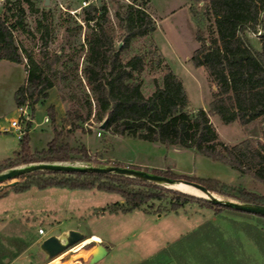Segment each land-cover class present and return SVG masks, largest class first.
Listing matches in <instances>:
<instances>
[{
    "label": "rangeland",
    "instance_id": "obj_1",
    "mask_svg": "<svg viewBox=\"0 0 264 264\" xmlns=\"http://www.w3.org/2000/svg\"><path fill=\"white\" fill-rule=\"evenodd\" d=\"M17 1L25 12L23 26L14 30V35L24 55L32 54L36 60H40L43 41L37 28L38 20L43 19L46 11H49L51 37L48 50L59 52L62 56L57 65L55 85L50 89L48 98L40 101L34 112L29 108L33 118L29 130L33 150L46 147L54 137L55 130H59L73 145L84 142L100 162L98 165L120 162L125 166L132 163L171 169L178 174L214 178L228 185L242 186L264 194V184L259 180L192 149L108 132L99 134V123L94 118L96 103L83 73L87 48L85 35L95 23L92 21L90 27L87 25L84 9H80L83 0H51L49 5H45L44 0ZM131 2L141 4L143 0H97L93 3L98 7L107 5V14L99 20L113 34L120 48L124 46V32L118 26L115 11L118 5ZM3 10L4 6L0 4V12ZM148 10L156 22V30L148 36L133 39L122 53L125 60L137 53L145 54V69L136 74V78L142 81L144 94L150 95L157 83L162 85L166 68L170 67L184 83L190 100L189 109L205 108L209 111L214 84L206 69L195 67L191 61L193 52L200 45L196 39L197 32L208 35L207 20L202 22V18H206V0H150ZM17 18L19 16L13 20ZM249 37L260 48L257 36L249 33ZM26 59L22 63L0 60V162L14 156L21 147L22 141L16 133L3 129L9 125L12 117L18 115L15 94L27 78ZM89 100L93 114L83 122L78 121L86 132L81 129L69 132L72 112L78 110L86 117ZM49 107L54 109L55 122L48 114ZM46 117L49 120L46 121ZM210 118L226 144H236L247 138L254 143L264 141V122L261 119L241 125L236 121L224 123L212 113ZM23 123L27 128L29 121L24 120ZM75 164L89 165L84 162ZM7 186L0 192V264H84L97 243L106 245L108 250L100 264H139L144 259L154 258L160 249L168 247L206 221L218 226L226 238L240 240L242 249L239 251L242 256L250 258L251 264H263V257L254 241L233 227L230 220H248L245 217L216 214L210 207L198 203H188L174 211L170 198L156 200L124 213L120 206L124 204V199L113 192L56 186L44 189L32 187L24 192H16ZM166 186L203 196L197 189L183 184ZM215 195L224 200H234L217 193ZM40 228H44L45 235H40ZM69 229L83 232L86 238L97 234L101 239L91 241L93 243L89 242L78 250L73 246L48 258L40 248L41 242L50 235H59ZM15 242L23 243L24 250L19 252ZM89 244L92 246L88 247ZM176 250L186 256L191 264H207L203 256L224 264L217 249L210 245L195 247L191 244ZM163 256L161 264H178L174 258Z\"/></svg>",
    "mask_w": 264,
    "mask_h": 264
},
{
    "label": "trees",
    "instance_id": "obj_2",
    "mask_svg": "<svg viewBox=\"0 0 264 264\" xmlns=\"http://www.w3.org/2000/svg\"><path fill=\"white\" fill-rule=\"evenodd\" d=\"M149 2L150 0H143L141 4L131 2L117 6L115 16L118 26L124 32L122 48L116 45L113 34L99 20L107 14V5L98 7L91 4L84 8L87 25L90 27L92 21L95 24L85 35L87 48L83 73L96 103L94 118L100 125L108 117L106 128H99L100 132L189 148L226 163L241 174L250 175L264 184V141L254 143L247 138L236 144H226L210 118L212 113L227 124L236 121L247 125L258 119L264 122V0H206V18H202V22L207 20L208 35L197 32L196 39L200 45L193 52L191 61L195 67H204L214 84L209 111L205 108L189 109L190 100L184 83L170 67L166 68L162 85L157 83L153 92L145 95L142 81L136 78V74L145 69V54L137 53L126 60L123 58V50L133 39L148 36L156 30V22L148 10ZM24 12L19 1H5L4 10L0 13V60L22 63L27 58V78L16 90L15 99L17 105L28 103L34 112L36 105L48 98L50 89L55 85L57 65L62 56L59 52L48 50L51 37L49 11H46L44 20H38L37 28L43 41L40 60H36L32 54L27 57L24 55L14 35V30L23 26ZM15 16L19 18L13 20ZM249 33L257 36L260 48L253 44ZM92 111V102L89 100L86 117L78 110L72 112L69 132L76 129L86 132L83 124L78 121L89 119ZM48 114L55 122L52 107L48 108ZM31 127L29 122L21 138V147L14 156L0 162V172L41 161L84 162L93 166L100 163L84 142L73 145L59 130H55L54 137L46 147L33 150L29 135ZM115 165L126 164L118 162ZM128 166L172 179L199 182L211 192L238 202L264 205V194L242 186L228 185L218 179L191 177L171 169L135 164ZM19 178L21 180L8 185V189L24 192L32 187L44 189L56 186L117 193L124 199V204H120L124 213L156 200L170 198L174 211L188 203H198L210 207L216 214L229 213L245 217L248 220H230L233 227L243 231L254 241L264 264L262 214L238 210L220 202L214 203L208 197L114 172L36 170ZM191 244L195 247L206 244L216 248L224 264H251L250 258L242 256L239 251L242 249V242L226 238L222 230L211 221L202 223L168 247L160 249L154 258L144 259L139 264H161V255L174 258L178 264H191L186 256L176 250ZM15 245L19 252L25 248L21 242H15ZM203 257L207 264H219L212 258Z\"/></svg>",
    "mask_w": 264,
    "mask_h": 264
},
{
    "label": "water",
    "instance_id": "obj_3",
    "mask_svg": "<svg viewBox=\"0 0 264 264\" xmlns=\"http://www.w3.org/2000/svg\"><path fill=\"white\" fill-rule=\"evenodd\" d=\"M51 0H44L45 5H49ZM121 46V45H119ZM108 117L99 125L100 129L106 128ZM36 170H55V171H87L93 170L97 172H114L119 174H125L132 177L143 178L162 185H174L176 183H183L188 186H192L201 192L206 194L210 200L214 203H223L225 205L232 206L238 210H243L250 213L262 214L264 215V205L254 204V203H243L234 200H224L218 198L215 193L208 190V188L195 181L185 180V179H172L170 177L157 174L144 169H137L131 166H120L115 164H102V165H80L75 163L66 162H32L29 164H23L15 167H11L7 170L0 172V190L6 185H14L18 182L17 178L25 175L27 173ZM10 181V182H8ZM86 239L83 232L76 229H69L63 231L61 234H53L46 237L40 244V248L45 252L48 258H53L54 256L60 254L61 252L73 247L79 242ZM107 246L102 243H97L92 249L88 262L84 264H100L102 259L107 254Z\"/></svg>",
    "mask_w": 264,
    "mask_h": 264
},
{
    "label": "built area",
    "instance_id": "obj_4",
    "mask_svg": "<svg viewBox=\"0 0 264 264\" xmlns=\"http://www.w3.org/2000/svg\"><path fill=\"white\" fill-rule=\"evenodd\" d=\"M5 1L6 0H0V4H3V6H4ZM95 1H97V0H83L82 5L80 6V9H84L85 7L95 3ZM26 62H27V60H26ZM29 110L30 109H29L28 103L22 104V105H18V107H17L18 115L12 117V119L9 122V125L5 128V130L8 131V132H13L14 131L16 133L17 137L19 139H21L23 137L24 133L27 130V128H25V126H24L25 123H23L24 120H27L29 122L33 121V118L30 116V111ZM45 120L47 121V120H49V118L46 117ZM98 133L101 134L100 131ZM39 233H40V235H45L46 234L44 228H40L39 229ZM91 243H93V242H91Z\"/></svg>",
    "mask_w": 264,
    "mask_h": 264
},
{
    "label": "bare ground",
    "instance_id": "obj_5",
    "mask_svg": "<svg viewBox=\"0 0 264 264\" xmlns=\"http://www.w3.org/2000/svg\"><path fill=\"white\" fill-rule=\"evenodd\" d=\"M181 184H183V183H179V185H181ZM174 185H175V184H174ZM183 185L188 186V185H186V184H183ZM189 187H192V186H189ZM192 188H194V187H192ZM194 189H196V188H194ZM197 190H198V189H197ZM184 191H185V190H184ZM198 191L201 192L200 190H198ZM187 192H188V191H187ZM201 193H203V192H201ZM194 194H195V193H194ZM198 195H199V194H198ZM200 195L206 196L205 193L200 194ZM99 240H100V237H99L98 235H92V236H90V237L84 239L83 241L79 242L78 244L74 245V249H75V250H78V249L82 248L83 246H85L87 243H89V242H91V241H99ZM66 264H70V263L68 262V263H66Z\"/></svg>",
    "mask_w": 264,
    "mask_h": 264
},
{
    "label": "crops",
    "instance_id": "obj_6",
    "mask_svg": "<svg viewBox=\"0 0 264 264\" xmlns=\"http://www.w3.org/2000/svg\"><path fill=\"white\" fill-rule=\"evenodd\" d=\"M4 60H5V59H4ZM7 126H8V125H7ZM0 131H1V130H0ZM3 131H6L5 128L3 129ZM130 164H132V163H130ZM96 235H97V234H96ZM98 236H99V235H98ZM99 237H100V236H99ZM100 239H101V237H100Z\"/></svg>",
    "mask_w": 264,
    "mask_h": 264
},
{
    "label": "flooded vegetation",
    "instance_id": "obj_7",
    "mask_svg": "<svg viewBox=\"0 0 264 264\" xmlns=\"http://www.w3.org/2000/svg\"><path fill=\"white\" fill-rule=\"evenodd\" d=\"M94 244H95V242H94ZM91 246H92V245H89L88 247H91ZM88 247H87V248H88Z\"/></svg>",
    "mask_w": 264,
    "mask_h": 264
}]
</instances>
